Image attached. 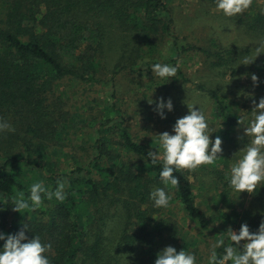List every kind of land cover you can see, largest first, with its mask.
<instances>
[{"label":"trees","instance_id":"trees-1","mask_svg":"<svg viewBox=\"0 0 264 264\" xmlns=\"http://www.w3.org/2000/svg\"><path fill=\"white\" fill-rule=\"evenodd\" d=\"M259 1L264 0H253L242 14L227 17L251 39H264ZM169 3L0 0V120L15 129L0 132V194L19 197L23 193L27 198L36 181L51 191L60 179L69 185L63 201L45 198L36 209L18 213L11 206L0 205V232L15 234L27 227L29 239L39 235L52 245L47 253L51 264H154L163 248L182 250L177 249L179 240L189 251L177 222L179 212L203 232L211 227L208 211L215 208L214 221L222 227L214 234L216 238L229 228L238 231V222L249 221L246 211H237L239 197L226 181L233 135L242 127L238 104L232 98L236 93L231 94L226 84L240 87V80L255 75L259 65L257 61L242 64L250 51L235 45L224 47L214 40H208L206 47L189 45L174 32ZM115 44L122 50L110 69L111 80L121 71L151 78V65L163 59V63L178 66L170 84L186 85L190 80L179 63L191 53H198L206 71L215 77L196 88L211 102L216 126L222 122L221 129L211 135L222 139V157L195 171L174 172L180 183L177 189H166L172 193L167 209L154 208L149 199L155 187H163L161 164L153 165L147 155L155 152L151 147L156 149L158 143L135 141L114 91L106 97L100 118L91 112L82 113L83 117L69 115L61 107L51 109L47 104V96L63 81L91 86L102 83L98 75L107 69L106 59ZM161 44L164 55L158 52ZM76 119L89 141L86 146L69 147L80 149L86 158L79 160L74 152V165L61 168L49 152L67 144L66 128L70 131ZM196 186L200 202L194 193ZM260 204V217L252 223L255 231L264 222V200Z\"/></svg>","mask_w":264,"mask_h":264},{"label":"rangeland","instance_id":"rangeland-1","mask_svg":"<svg viewBox=\"0 0 264 264\" xmlns=\"http://www.w3.org/2000/svg\"><path fill=\"white\" fill-rule=\"evenodd\" d=\"M258 4L260 5V11L264 13V1H259ZM169 5L172 9V17L175 23L174 32L179 38L186 39L189 45L206 47L209 45L208 40H214L224 47L235 45L237 48L250 51L249 56L246 57L247 60L254 59L252 62L255 63L257 61L259 65L256 67L257 73L255 74L258 78L257 81L253 82L251 78L246 80V76V78L240 80V87L236 88L229 83L226 85L230 87L229 91L231 94L236 93L232 98L238 104L239 112L251 116V111L254 107L253 101L258 103L260 98L264 97V69H262V67L264 68V53L256 56V49L261 44H264V39H251L246 36L239 27L227 20V17L215 11L213 0H170ZM161 45L158 47V52L164 55L165 48L163 44ZM121 50L118 44H115L113 50L108 54L106 59V66L108 67L98 75L102 83L91 86L84 83L63 81L54 89L53 93L47 96V104L51 109L59 106L61 110L69 115L77 114L82 116L84 112H91L92 115H97V118H100V111L105 107L106 97L110 96L111 92L114 91L115 99L123 111L129 132L135 141L146 145L151 143L156 145L155 142L158 143L156 135L158 134L165 131L171 134L175 121L187 114L188 109L186 104H184V100L185 102L199 100L200 106L210 121V126L217 128L211 116V102L196 88L202 82L208 84L215 77L214 74L210 75L209 71H206V66L198 53L185 55L182 62L179 63V68L184 76L190 80L189 83L186 85L176 83L175 86H172L170 84L171 79L169 82L162 84L155 74L150 78L143 77L140 72L121 71L111 80L112 71L110 69L114 61L118 59ZM157 62L163 63V59H157ZM153 89L154 91L151 94ZM242 91L243 93H250L251 96L241 94ZM160 97L165 100L170 98L173 103L171 112L165 110V119H161L157 115L155 103L151 105L148 103V98L156 101ZM79 121L76 119L75 125L72 124L73 127L70 131L66 128V132H69V134L67 135V144L65 146L50 149L51 160L56 165H60L61 168H71L74 165L71 164L74 152L77 153L79 160H85L86 158V155L80 149L72 150V147H69L73 144L86 146L89 141L88 137L83 135L85 131ZM243 131L244 128L242 126L234 132L233 148L229 149L232 153L231 157L247 143V138L243 135ZM151 148L155 150L154 147ZM155 148L159 151L157 145ZM199 191L200 189L196 186L194 193L198 202H200ZM237 199V211L242 213L246 211L249 217V221H244L243 224H247L250 231L254 232L252 223L260 217L262 209L260 203H263L264 200V186L260 187L254 194L242 192ZM214 214L215 208L208 211L210 221H212L211 229L208 228L203 232L189 222L182 213L179 212L178 214L180 221L177 220V222L184 234V240L189 245V251L195 252L198 264H207L206 250L217 239L214 234L222 229L219 221H214ZM240 225L241 222H238L236 227ZM178 243L177 249L184 248L181 240Z\"/></svg>","mask_w":264,"mask_h":264},{"label":"clouds","instance_id":"clouds-1","mask_svg":"<svg viewBox=\"0 0 264 264\" xmlns=\"http://www.w3.org/2000/svg\"><path fill=\"white\" fill-rule=\"evenodd\" d=\"M213 2L216 12L225 17H235L249 9L253 0ZM260 53H264V44L256 49V56ZM253 60H245L242 64L247 65ZM177 72L178 66L167 63L151 65V73H154L162 84L176 77ZM257 79L255 75L251 76L253 82ZM241 94L251 96L250 93L243 91ZM148 103L150 105L155 103V111L161 119L166 118L165 110L167 112L173 110L170 98L165 100L160 97L156 101L148 98ZM184 104L188 109L187 114L175 121L171 134L165 131L156 135L159 151L155 149V152L147 153L153 165L161 164L159 180L163 187H155L149 193L152 206L156 209H167L170 206L172 193L166 189H177L180 183L174 172L185 169L195 171L201 165L216 164L222 157V139L219 136L211 138L212 133L221 129L222 122L217 128L211 127L199 100L187 102L184 100ZM253 104L251 116L243 113L239 115L238 124L244 128L243 135L247 138V143L232 156L229 174L226 177L228 188L238 197L242 192L254 194L264 186V97L260 98L258 103L253 101ZM5 130L15 131L11 124L0 120V132ZM68 186L67 180L60 179L56 182L55 190L51 191L46 189L42 182L36 181L31 184L27 198L23 193L19 197L0 194V205L11 206L12 211L22 213L29 208L41 207L45 198L63 201ZM2 210L0 207V211ZM26 231L29 232L28 228L23 226L15 234L5 235L0 232V241H3L0 246V264H51L47 253L51 251L52 245L44 243L39 235H32L29 239ZM226 240L230 243H226ZM218 249L223 251L218 252ZM206 252L207 264H264V222H261L254 232L250 231L247 224H241L238 231L229 228L226 233H220ZM154 264H198V261L193 251L184 248L177 251L175 247L167 246L156 254Z\"/></svg>","mask_w":264,"mask_h":264}]
</instances>
